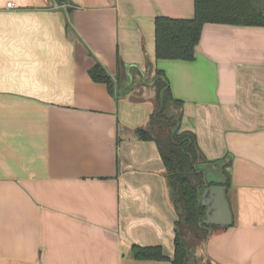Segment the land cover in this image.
<instances>
[{
  "label": "crops",
  "instance_id": "1",
  "mask_svg": "<svg viewBox=\"0 0 264 264\" xmlns=\"http://www.w3.org/2000/svg\"><path fill=\"white\" fill-rule=\"evenodd\" d=\"M157 16L191 19L194 0H0V264H172L165 167L135 134L155 70L180 131L228 162L232 224L210 229L201 260L264 264V26L205 23L193 60L157 59ZM96 61L119 94L92 80Z\"/></svg>",
  "mask_w": 264,
  "mask_h": 264
},
{
  "label": "trees",
  "instance_id": "2",
  "mask_svg": "<svg viewBox=\"0 0 264 264\" xmlns=\"http://www.w3.org/2000/svg\"><path fill=\"white\" fill-rule=\"evenodd\" d=\"M59 2L67 0H58ZM205 23L264 26V0H194V16L191 19H174L166 16L155 18V57L157 59L193 60L201 28ZM89 75L96 82L105 83L111 94H119L125 80L112 76L96 61L89 68ZM155 88L156 109L150 115L145 127L135 134L145 140H153L159 149L165 167L170 197L177 212L175 223L174 255L172 264H215L211 261L195 260L191 247L185 240V233L204 241L213 225L203 224L205 206L201 194L206 186L207 167L221 164L225 194L229 184L224 171L226 158L210 161L201 154L195 135L180 131L181 102L171 95L169 83L160 70H155L151 80ZM172 109L170 115L166 114ZM131 256L141 260H165L160 246L130 247Z\"/></svg>",
  "mask_w": 264,
  "mask_h": 264
},
{
  "label": "water",
  "instance_id": "3",
  "mask_svg": "<svg viewBox=\"0 0 264 264\" xmlns=\"http://www.w3.org/2000/svg\"><path fill=\"white\" fill-rule=\"evenodd\" d=\"M210 168H212L211 171ZM206 169L207 181L212 184L206 186L201 194V204L206 208L205 218L202 222L213 226H230L232 224V212L224 186L220 184L225 181L221 167L217 169L210 165Z\"/></svg>",
  "mask_w": 264,
  "mask_h": 264
},
{
  "label": "rangeland",
  "instance_id": "4",
  "mask_svg": "<svg viewBox=\"0 0 264 264\" xmlns=\"http://www.w3.org/2000/svg\"><path fill=\"white\" fill-rule=\"evenodd\" d=\"M172 113V109H168L166 111V114L170 115ZM210 171L212 170V168L209 169ZM185 240L187 241V243L190 245L191 247V256L194 257L195 260H201L200 257V246L202 244H204L205 241H202V239L197 238V237H193V234L191 232H187L185 233Z\"/></svg>",
  "mask_w": 264,
  "mask_h": 264
},
{
  "label": "built area",
  "instance_id": "5",
  "mask_svg": "<svg viewBox=\"0 0 264 264\" xmlns=\"http://www.w3.org/2000/svg\"><path fill=\"white\" fill-rule=\"evenodd\" d=\"M9 6H11V3H8Z\"/></svg>",
  "mask_w": 264,
  "mask_h": 264
}]
</instances>
